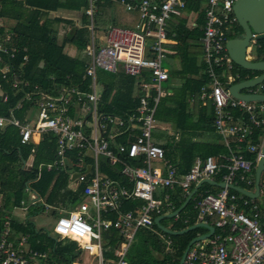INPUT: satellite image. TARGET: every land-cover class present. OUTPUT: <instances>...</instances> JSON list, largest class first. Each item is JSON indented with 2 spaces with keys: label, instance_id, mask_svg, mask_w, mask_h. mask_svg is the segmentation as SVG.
I'll list each match as a JSON object with an SVG mask.
<instances>
[{
  "label": "built area",
  "instance_id": "1",
  "mask_svg": "<svg viewBox=\"0 0 264 264\" xmlns=\"http://www.w3.org/2000/svg\"><path fill=\"white\" fill-rule=\"evenodd\" d=\"M109 1L136 13L138 22L132 28L109 25L95 37L92 19L97 0H87L83 13L89 20V41L83 50L87 58L83 79H89V91L56 85L48 92L29 83L23 74L25 48L12 46L7 31L0 35V102L6 100L5 86L14 96L19 95L14 107L0 116V130L15 129L21 146L36 145L43 135L50 134L55 141L54 157L37 165L35 180L41 169L61 172L67 177V188L80 197L70 211L56 209L51 230L43 234L55 242L76 244L79 258L70 264H128L126 254L135 232L142 229L153 233L165 253L171 255L169 236L153 229L154 219L172 213L170 192L177 190L185 199L195 185L210 180L223 184V188L200 184L189 202L196 222L213 232L188 248L182 264H264V185L258 179L254 198L227 188L255 192L254 170L264 139V102H246L229 93L238 79L237 74L230 73L233 63L225 49L226 41L236 33L231 11L236 0H202L200 4L199 41L206 82L190 102L211 105L212 127L224 152L195 156L187 170L166 159L163 149L151 141V133L159 99L166 95L163 85L168 72L162 61L164 46L170 42L167 29L181 18L187 1L196 0ZM256 39L257 35L251 34L245 50L248 61ZM21 52L24 55L15 66ZM96 70L134 78L143 92L137 107L124 115L101 113L98 104L103 86L96 80ZM253 88V94L264 91V78ZM256 130L263 131L260 141L252 139ZM244 153L254 155V160L245 159ZM99 158L103 164L98 163ZM29 161L23 164L27 168ZM203 186L218 191L210 193ZM158 189L160 199L155 197ZM24 191L27 198L10 208L7 195L3 202L5 195L0 194V264H42L47 258V252L31 248L28 235L12 233V221L23 222L17 221L14 211L26 213L29 206L40 202L36 193L27 187ZM84 199L90 203L92 215H88ZM128 201L140 204L122 211ZM106 253L111 256L105 258ZM165 264H173V260Z\"/></svg>",
  "mask_w": 264,
  "mask_h": 264
},
{
  "label": "trees",
  "instance_id": "2",
  "mask_svg": "<svg viewBox=\"0 0 264 264\" xmlns=\"http://www.w3.org/2000/svg\"><path fill=\"white\" fill-rule=\"evenodd\" d=\"M201 3L202 0L187 1L184 10V12L191 11L195 14L194 27L188 29L186 22L179 18L175 20V25H171L167 29L168 40L176 41L177 46L165 45L164 47L166 50L168 48L176 50L175 56L178 61L176 69L168 70L167 81L174 79L180 84L167 89V95L159 99L154 114V121L168 126L171 132L167 134L161 129L164 135L157 137V145L163 149L167 159L170 160L171 155H177L178 162L176 164L180 170H187L195 156L205 158L224 152L221 144L210 140L213 135L219 137L214 133L212 127L211 105L208 103L206 106H200L196 100L193 104L189 103L192 97H197L199 89L206 82L201 61L202 48L199 41L202 26ZM86 6L87 0H64L63 3L59 0H0V17L15 20V24L10 29L13 35L11 45L16 49L25 48L27 61L23 67V74L29 83L48 92L50 89H54L56 85H70L80 91H89V79H83L84 55L70 57L63 50L68 45L83 54L84 47L89 41L87 40L89 20L83 13ZM95 7L92 31L98 25L105 30L109 25L117 26L119 22H124L117 15H133L132 21L137 18L136 21L138 22L136 13L126 12L121 6L111 3L109 0H97ZM57 8L80 12V25L77 26L72 21L62 20L59 17L47 18L48 13ZM58 23L70 26L59 43L55 28ZM124 25H130V22L127 20ZM235 26L236 33L230 38L241 35L240 28L237 24ZM254 53L256 61L264 58V34L257 37ZM23 55V52L17 54L15 66L19 64ZM233 67L242 75L248 74L247 71L235 65ZM104 73L106 72L102 71L98 74L99 76L96 75L97 82L103 86L98 104L99 111L111 115H124L133 111L138 104L137 92L139 89L136 86V80L122 73H106L109 78L107 81H102L101 75ZM244 78L239 76L236 82ZM3 90L6 94V100L0 102V116L5 115L8 109L13 108L19 99V95L14 96L6 86L3 87ZM262 133L261 130H256L253 138L261 136ZM18 139L15 129L8 127L0 130V194L7 195L9 208L17 206L19 201L24 199L22 197L24 189L27 187V183L32 180L34 182L32 187L37 188L35 189L36 194L40 199V203L38 202L36 205L41 204L43 198L47 206H54V208L60 204H66L71 208L79 202L78 192L74 193L68 188H63L66 180L63 173L41 169L39 178L35 180L37 165L53 160L54 138L50 134H45L38 144L24 146L19 145ZM28 158H30L29 168L23 165ZM244 158L253 161L254 155L246 153ZM215 181L218 179L215 178ZM207 188L212 189L209 186ZM169 198L173 205L170 212L176 210L184 201V198L179 197L177 190L170 192ZM139 204L140 201L124 202L122 211L137 207ZM29 217V212H26L24 222L12 221L11 230L15 235H28V242L32 249L47 252V258L42 264H70L79 258L74 242L68 240L55 242L49 239L43 234V230H37L34 227ZM168 220L172 223L169 229L175 232L197 223L195 214L191 211L190 202L176 218H169ZM153 229L156 227L153 226ZM204 233L203 228H196L179 236H169L172 253L169 256L165 253L163 244L153 233L143 229L138 230L135 232L133 242L126 254V261L128 264H139L140 262L135 258L139 257L138 260L141 258L143 264H165L171 260H173V264H178L186 245ZM113 240L116 238L114 237L110 241V246L113 245ZM129 253L134 254L135 260L128 256ZM154 254L156 255L154 256ZM110 256L109 253L104 255L105 258Z\"/></svg>",
  "mask_w": 264,
  "mask_h": 264
},
{
  "label": "water",
  "instance_id": "3",
  "mask_svg": "<svg viewBox=\"0 0 264 264\" xmlns=\"http://www.w3.org/2000/svg\"><path fill=\"white\" fill-rule=\"evenodd\" d=\"M231 11H232V15L236 20L237 26L241 30V35H239L236 38L228 39L226 41L225 49L227 55L232 61V63L238 68L250 72H259L260 75H258L253 79L241 81L239 83L231 85L229 87V93L233 98L243 100L246 102H254V101L264 102V95L242 93L246 89L253 88L256 84L260 83L264 78V61L251 62L245 59V50L249 44L251 34L257 36L264 34V0H236L231 7ZM262 171H264V139L260 151V157L257 161L254 170V185L256 186L255 192L253 194H249L246 191L237 187L227 186V188L240 192L247 197L254 198L257 194L258 179ZM200 184H206L217 188H223V184H216L210 180H203L190 191V193L184 199L182 204L176 210H174L172 213L159 216L154 219V225L156 226V228L160 230L162 233L169 236H179L189 231H192L196 228H203L207 231L206 234L195 237L186 245L178 261V264H182L188 248L193 243L209 237V235L213 232V229L205 224L197 223L184 230L175 232L164 228L162 225H160L159 222L164 219L176 217L187 205L190 198L195 193L196 189L200 186Z\"/></svg>",
  "mask_w": 264,
  "mask_h": 264
},
{
  "label": "rangeland",
  "instance_id": "4",
  "mask_svg": "<svg viewBox=\"0 0 264 264\" xmlns=\"http://www.w3.org/2000/svg\"><path fill=\"white\" fill-rule=\"evenodd\" d=\"M67 15H69V16H65V18L70 19V21H72L77 26L80 25V23H79L80 12H77L74 15H70V14H67ZM127 15H124V14L123 15H117L121 19V21L124 20V22H119L118 21L119 23H118V25L116 27L132 28L137 23V21H136L137 18L134 21H132L133 15H130V16L128 15V17H127ZM191 17L195 18V14L193 12H191V11L190 12H183L182 13V16H181V18L186 23H188L190 21V18ZM49 19H51V16L49 17ZM127 20H128V22H130V25H124ZM175 24L176 23H171L169 26L175 25ZM3 25L6 28H9L11 26V24L9 22H7V21H6V24L4 23ZM55 28H56V32H57V41L59 43L60 40L65 36V34L67 33V31L69 30L70 26L69 25H66V24H63V23L62 24L61 23H58L57 25H55ZM101 31H103V27H101L100 25L95 26V28L93 29V34L95 35V37H98V36L101 35V33H102ZM87 40H89V36H88V39ZM63 50L70 57H80L81 55H83L82 53L80 54V52L75 51L73 49V47H70L68 45H66L63 48ZM254 55H255V53H254V50H253L252 56H254ZM84 60L86 62L87 61V58L84 57ZM168 63H170V62H168L167 60H163L162 61V67H164L166 69H169L170 66H169ZM98 72L99 73L100 72L102 73V71L96 70L95 73H96L97 76H99L98 75L99 74ZM108 78H109V75L106 74V73H104V74L101 75V80L102 81H107ZM137 94H138V96H141V95H143V92L139 89V91L137 92ZM74 117L76 118L77 117V114H75ZM34 120H35V113H32V121H34ZM161 127H164V126H162V124H160L158 121H156V122L154 121V129H153V131L151 133V141L153 143H155V144L158 143L157 137H159V136L161 137L162 135H164V132H162ZM168 131L170 132V130H168ZM210 140H212V142L217 143V144H220V141H221L220 138L217 137V136H215V135L211 136L210 137ZM98 163L99 164L100 163L103 164V160L101 158H99L98 159ZM259 181H260V184L264 185V171H262L260 173V175H259ZM67 182L68 181H67V177H66L65 184L63 186L64 189L67 188ZM33 183H34L33 180L32 181H29L27 183V188H28L29 191L34 192V193H37L36 190H35L37 188L34 189L32 187V184ZM203 188H206V187L203 186L202 189ZM217 191H218V189H214V188L209 189V192L210 193H216ZM22 197L24 199H26L27 198V192L24 191ZM155 197L158 198V199H160V197H161V190L160 189L156 190ZM6 198L7 197L5 195L4 196V199H3V202L4 201L6 202ZM83 201L86 202L87 205H88V207H89L88 208V215H92V208H91L90 203L86 199H84ZM46 206L47 205L45 204L44 198H43V199H41V204H37V205L35 204V206H29L28 209H27V212H29V215H30L29 220L31 221V223L34 225V227L37 230H43V232L51 230V228H52V226L54 224V221H55V219L57 217V210L56 209L64 210V211H70L72 209V208L68 207L66 204L65 205H61L60 204L58 206H55V208H54V206H47L48 208ZM14 212L17 213V216H16L17 221H20V222L23 221L24 222L26 220L25 219L26 213H23L22 214V213H19L18 211H14ZM161 225L164 226V227L170 228L171 225H172V223L168 219H164V220L161 221ZM155 255L156 254H154V256ZM85 256H87V254L86 253H83V257H85ZM128 256L131 257V258H133V260H135V258H136V260L140 262L139 264H143V260L141 258H140V260H138L139 257H135L134 258V254L131 255V253H129ZM83 264H85V263H83Z\"/></svg>",
  "mask_w": 264,
  "mask_h": 264
},
{
  "label": "crops",
  "instance_id": "5",
  "mask_svg": "<svg viewBox=\"0 0 264 264\" xmlns=\"http://www.w3.org/2000/svg\"><path fill=\"white\" fill-rule=\"evenodd\" d=\"M60 2H64V0H59ZM74 12V13H73ZM75 13H77L76 11H71V10H66V9H62V8H57L55 11H53V12H49L48 13V16H47V18H49L50 16H51V18H56V17H59V18H61L62 20H66V21H68V20H70V19H68V18H65V16H69V15H67V14H70V15H74ZM195 19L196 18H193V17H191L190 18V21L188 22V23H186V27L188 28V29H190V28H192V24H194L195 25ZM6 21L7 22H9L10 24H11V26L9 27V28H6V27H4V23L6 24ZM15 24V20H13L12 18H8V17H0V35L3 33H6V32H4V31H7L8 33L7 34H9L10 36H11V41L13 42V35H12V31H10V29L13 27V25ZM260 36V35H259ZM258 37V36H257ZM231 39V38H230ZM167 45H170V46H177V42L176 41H173V40H170V42L167 44ZM251 50H254V47H252L251 46ZM176 50H174V49H172V48H168L167 50H166V55H165V59L164 60H167L168 62H170V63H168L169 64V66H170V68L169 69H166V71L168 72V70H173V69H176L177 68V66H178V61H177V57L175 56V54H176ZM174 56H175V58H174ZM251 60V62H258V61H264V58H260L258 61H256V56L254 55V56H252V58L250 59ZM202 61V60H201ZM233 65L234 64H232V68H231V70H230V73L231 74H237L238 75V77L240 76V77H245L244 79H242V80H239V82H241V81H245V80H250V79H253V78H255V77H257L258 75H260V73L259 72H250V71H247L248 72V74H241L235 67H233ZM245 71V70H244ZM245 75V76H244ZM168 77H169V75H168ZM239 82H234V84H236V83H239ZM178 84H180V82L179 81H177V80H171V81H167L166 83H164V85H163V87H164V89H165V94L167 95V89L169 88V87H176ZM252 89V88H251ZM255 89L253 88L252 90H250V89H246V90H244L242 93H244V94H253L252 93V91H254ZM256 94H258V95H264V91H262V92H258V93H256ZM165 95V96H166ZM163 98V97H162ZM254 102H256V101H254ZM189 103L190 104H193L192 102H190V100H189ZM256 104H258L257 102H256ZM263 118H264V115L262 116ZM162 126H164V127H161V129H163L164 131H166L167 132V134H170L171 132H169L168 130H169V128H168V126H166V125H162ZM263 132V131H262ZM263 136V133H262V135L261 136H258L257 138H253V136H252V139H260L261 137ZM260 137V138H259ZM260 141V140H259ZM259 141H257V142H259ZM245 154L246 153H244V156H245ZM171 159V161H173V162H178V157H177V155L175 154V155H171V157H170ZM167 159V158H166ZM169 160V159H168ZM196 186V185H195ZM194 186V187H195ZM193 187V188H194ZM73 264H78V263H73Z\"/></svg>",
  "mask_w": 264,
  "mask_h": 264
},
{
  "label": "clouds",
  "instance_id": "6",
  "mask_svg": "<svg viewBox=\"0 0 264 264\" xmlns=\"http://www.w3.org/2000/svg\"><path fill=\"white\" fill-rule=\"evenodd\" d=\"M167 215V214H166ZM177 217V216H176ZM176 217H173V218H176ZM160 223V225H161V221L159 222ZM155 226V225H154ZM156 227V226H155ZM164 227V226H163ZM164 228H166V229H169V228H167V227H164ZM157 229V228H156ZM170 230V229H169ZM160 231V230H159ZM161 232V231H160ZM169 236V235H168Z\"/></svg>",
  "mask_w": 264,
  "mask_h": 264
}]
</instances>
